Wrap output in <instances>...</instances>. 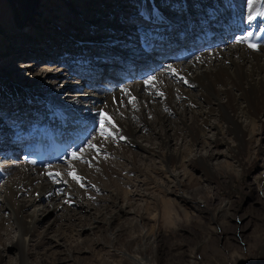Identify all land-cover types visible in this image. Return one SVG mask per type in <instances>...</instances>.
I'll use <instances>...</instances> for the list:
<instances>
[{
  "label": "rangeland",
  "instance_id": "obj_1",
  "mask_svg": "<svg viewBox=\"0 0 264 264\" xmlns=\"http://www.w3.org/2000/svg\"><path fill=\"white\" fill-rule=\"evenodd\" d=\"M137 1H143L146 7L160 9L162 17L168 18L177 27L181 28L185 22L184 10L178 4L181 0H0V133L17 128L13 122L15 118H7L10 111L3 109L9 106L7 101H12L10 99L14 96L7 97L12 93L25 95L18 98L16 104L20 105L14 108L20 110L19 117L35 114L48 104V99L55 107L69 103L68 113L74 118L84 116L95 120L93 127L89 126L91 136L76 151L78 155L80 153V158L74 159L70 154L63 163L35 171L43 176L52 173L49 169L60 168L65 180L70 175L69 170H64L71 164L74 168L85 166L89 184L80 186L83 196L78 201L76 197L75 201L83 202L85 206L88 203L91 207L85 210L70 202L66 215H74L72 219H65L60 207L55 214L45 213L36 226V235L29 241L31 254L28 264H39L40 258L45 264H264V113L260 117V127L252 130L251 139L247 135V140L241 146L227 136L230 134L225 126L220 134L210 126L219 117L215 111L209 115L200 133L206 143H199L192 150L184 143L185 139H181L186 130L178 126L176 135L170 127L165 134H162L159 126L153 125L151 128L142 124V127H137L134 139L142 146L156 153L166 152L165 147H158L159 141H166L165 137H168L170 151L179 149L186 154L180 167L179 163L174 164L176 168L171 174L159 166L157 156H152L151 161L145 159L146 152L141 148L129 145L119 135L113 134V137L106 129L101 137L113 141L118 138L121 144L127 142L126 154L122 156L125 153L122 151L121 156L116 154L113 157L111 152L106 156L100 153L101 149L92 148L91 143L95 137H100L101 132L97 121L103 118L104 125L108 124L104 110L109 103L94 95L91 88L94 83L89 84L91 90L87 89L85 84L88 81L83 75L75 73L71 63L80 61L83 64L82 57H86V63L102 60L103 55L97 50H103L102 46L97 45L101 42L105 43V49H110L108 52L103 50L102 54L109 56L114 52L117 57L122 52H131L132 34L147 39L151 21L140 14L141 7ZM196 1L204 3L206 0ZM193 8L188 10L193 12ZM234 41L229 39L225 43L227 46L220 47L226 50ZM17 51L20 54L16 55ZM75 54L78 59L74 58ZM116 57L110 65L119 62L120 59ZM149 58H146L148 62ZM191 59L186 58L180 64L193 65L195 61ZM162 69V65L156 67L154 75L162 73ZM180 79L181 76L177 75L174 81ZM31 95L35 100L29 99ZM154 98L151 100L153 102L150 101L152 105L163 101L159 95ZM141 101L128 103L131 105L129 111L138 114L133 122L129 121L132 125L142 123L144 114L145 121L153 120L150 110L143 112L142 107L141 110L137 109ZM123 107L126 108L125 105ZM25 108L27 110L23 112ZM164 108L167 112L168 109ZM89 109L91 115H88ZM76 112L80 116L73 114ZM168 116L175 117L172 114ZM18 124L23 128V123ZM5 140L0 141V144L6 145H0V151L4 148L8 154L0 157V171L7 164L18 165L19 161L18 155L13 154L18 146L10 142L12 139L9 140V137ZM131 152L138 155L135 162L144 168V174L129 171L132 166L129 158ZM110 159L119 162V169L123 170L119 180L127 184L120 185L124 192L116 201V204L123 206L124 212L120 211V217L107 229L99 218V221H90V218L102 217L106 210L116 211L114 200H111L114 197L111 193L113 187L108 179L103 178L104 183L107 182L103 184L95 177L100 170L99 165ZM0 178V207L3 208L5 200L1 185L7 175L2 174ZM71 181L78 185L82 183L81 179L77 182L71 178ZM91 183H95L99 189ZM62 193L60 191L59 194ZM24 199H29V196ZM37 204L28 211L41 213L46 205ZM2 216L6 221L2 229L5 235L1 243L5 249H0L2 261L16 264L18 247L14 228L9 212L2 210ZM53 229L59 230V233L47 234ZM43 236L42 242L36 245Z\"/></svg>",
  "mask_w": 264,
  "mask_h": 264
},
{
  "label": "bare ground",
  "instance_id": "obj_2",
  "mask_svg": "<svg viewBox=\"0 0 264 264\" xmlns=\"http://www.w3.org/2000/svg\"><path fill=\"white\" fill-rule=\"evenodd\" d=\"M211 1L213 2L214 0H206L204 3L197 2L196 0H181L178 2L179 7L184 10L183 20L185 19V22L182 21L184 27L182 33H185L186 35V31L190 30V32H194L195 37L200 34L206 36L209 33H214L216 29H218L223 35L230 36L231 34H235L231 36V38L236 42L234 41L233 45L228 46L226 50H223L220 46L227 45L220 44L218 47H211L208 51L201 52L199 55H196V52L201 49H196V47H194L189 48L188 52L174 55L172 58L165 56L164 60H169L168 62L165 61L167 63L163 64L165 69L162 70L165 72L161 70L160 72L162 73H157L156 75L153 73L154 76L152 78H150L151 76L147 77L146 81H150V83H146L145 79H142L131 84L112 85L111 82L106 80L107 77H110L111 75L107 74V67H105L104 70L103 65H100L99 63H101V61H109L116 56L114 52L110 53L109 56L102 54L103 50L104 52L110 50L109 48L105 49V47H103V44L105 43L102 42L97 44L99 47L102 46L103 48V50L97 49L99 50L98 52H100L99 54L103 55L101 56L102 60L95 61L96 66L94 70V64L91 65L90 63H87L88 69L84 70L83 67L86 63L84 59H86V57H82L84 63L81 64V66H79V64L73 65L75 71H80L89 75L92 80H97L98 82L102 80L100 81L101 85L93 84L91 88L96 91V93L94 92L95 96L99 95L100 100L103 99L109 103V106L106 104L104 110L106 117L111 119V123L107 120L108 124L104 126L106 132L110 134L112 133V136L113 134H116V136L119 135V138L126 140L129 145L134 144L141 148L142 151L146 152L144 158L147 160L151 161L152 156H157L159 166L165 172H169L170 174L173 173L176 168L174 164L179 163L180 167L183 159L187 157L186 154L179 149L170 151V139L168 137H165L166 141L161 139L158 147L160 149L165 147L166 152L156 153L154 150L142 146L140 143L135 142L134 139V133L136 129H138L137 127H142V124L148 127L150 126L151 128L154 127L153 125L159 126L163 131L162 134H165L166 129L170 127L176 135V129L178 126L179 128L186 130L187 133L182 135L183 137L181 139H185L184 143H186L187 147L192 150L193 147L199 143H206V141L201 138L200 133L203 132V127L207 124V119L213 111L217 112V117H219L216 118L210 126L217 132V134H220L225 126L230 134L227 136L239 146L243 145L245 140H247V135H250L249 139H251L252 136L250 132L257 127L259 128L262 124L260 117L264 113V0H215V3H212ZM142 2L139 3V1H137L141 7L140 14L143 15L147 21H151L149 33L152 34L153 31L161 32L166 30L165 35H167L168 32L175 33L177 29H179L173 24V22L171 23L168 18L162 17L160 9L146 7ZM208 2L209 4H207ZM192 7H195L193 8L195 10L193 12L188 10ZM157 11H160V13H156ZM151 16H153V18ZM153 21H157L158 23H153ZM235 29L242 30V34L235 33ZM155 35L157 36L161 34L155 33ZM132 38L133 42L130 44L131 51L138 53L147 48L144 44V40L139 37V35L132 34ZM172 40L175 39L172 38ZM193 50L197 51L192 53L189 57L192 58H190V61H195V63L193 65L190 63L187 65L180 64V61ZM17 53L19 52H15L16 55ZM129 55L135 58L134 54H123V52L118 56ZM76 57L77 55L75 54L74 58ZM143 64L148 65L145 61H143ZM142 67L144 66L142 65ZM177 75H180L181 79L175 82L174 80H176ZM174 85L176 87L173 88ZM88 87L89 86H87V89ZM156 95L163 98V101H161L162 104H151V102H153L151 100L156 99L154 98ZM11 96H14L10 99L12 101L6 102L9 106L6 105V107L3 108L10 111L7 118H15V121L17 119L29 120L30 116L19 117L18 115L21 114L19 112L20 110L14 109L15 106L20 105L16 104L19 102L18 98L24 97L25 95L18 96L17 93H12L7 97ZM31 98L35 100V97L32 95L29 99L31 100ZM5 100L8 99L5 98ZM139 100L143 101L138 104L137 109L141 110L140 107H142L143 112L150 110L152 117H154L151 122H148L147 120L145 121L146 114H144L142 116L144 121L141 120L142 123L138 122V124L133 123L132 125L129 121L134 120L138 114L133 110L129 111L128 108L131 105L129 106L128 103H138ZM46 102H48V104H45L41 111L38 110V112L32 116L29 125L36 127V129L53 127L64 131L66 129L76 128L80 133L87 135L91 133V129L88 130V127L87 129L84 127L83 123L85 120L82 117L74 118L72 117V114L68 113L67 105H69V103H64L62 105L58 104V107H55L50 100L46 99ZM94 105L97 106L96 102H94ZM124 105L126 108L123 107ZM22 106L23 105H21V107ZM121 106L124 109H121ZM164 107L168 109L167 112ZM157 108L160 109L158 110ZM26 110L27 108L22 109L23 112ZM57 114H60L58 118L56 117ZM169 114H172L175 117L171 118L168 116ZM137 119L139 120V118ZM177 121H179V124ZM7 133V131L2 134L0 133V141H6L4 139ZM26 137H29V133L26 134ZM101 139L102 141H100ZM117 139L115 141H113V139H104L100 134V137H95L93 143H91L95 145V147L92 148L97 149L98 151L101 149L100 153H103L102 155L108 156L111 155V152H113V157L116 154L120 155L123 153L122 151L128 148V144L127 142L126 144L118 143ZM0 145H2L1 147L6 146L3 143ZM1 150L3 151H0V157L7 156L8 151H5L4 148ZM14 152H16L18 154L17 157H19L18 165L14 164L9 166L7 164V166L5 165L2 167V170L0 171V175H7V179H2L6 180L1 185L2 197L5 201L3 203L4 207H0V246L5 237L2 232L5 221L2 216V210H6L9 212L12 228H14L16 236V246L18 247V260L16 264H28V259L30 257L29 254H31L29 250V241L34 235H36V226L45 213L55 214L60 207L64 212L62 216L65 219H72L74 215H66V213L69 212L70 202L75 203V206L85 210L91 207L88 203L86 206L83 202L77 203L78 198L83 196L80 186L89 184L86 179L88 173L85 166H76L74 168L72 167L73 164L64 170H69V173L70 170H72V173L82 180L80 185L72 182L71 176L63 180L65 176L60 172L62 170L60 168L59 170L49 169L52 173H47L42 176L35 171L44 167L30 166V164L25 161L24 154L20 153L16 148ZM72 153L78 155V152ZM125 154L126 152L122 156ZM195 154L197 155V153ZM79 156L81 155L79 154L78 157ZM83 156L84 158L87 157V155ZM129 156V158H131L130 163L132 164L129 171L144 174V168L140 167L135 162L138 155L131 152ZM66 158L64 160H66ZM116 158L117 156L115 157V160ZM119 168V162H112L110 159L108 162H102L99 165L100 170L98 173H100V175L97 173L96 176L95 174L97 181L101 180L103 181V184H106L107 182L104 183V179L106 178L110 183L109 185L113 187L111 193L114 197L111 198V200H114L113 202L115 203L116 211L106 210L102 217H91L90 221H99L100 219V221H103L102 223L106 225L107 229L111 228L110 226L114 224L115 219L120 217L119 212H124L123 206L116 204L117 199L121 193L124 192L120 185L127 184L125 181L121 182L119 180L122 177L121 172L123 171ZM64 181L66 183H64ZM61 185L64 187L60 189ZM91 185L93 186L95 183H91ZM95 186V188H97V185ZM100 186L102 185L100 184ZM72 190L74 192H71ZM60 191H63L64 193L59 194ZM70 195H72L71 199ZM24 196H29V199L25 200L24 198L26 197ZM76 197L77 201H75ZM57 199L59 201H57ZM36 203L45 204L46 207L41 213H39V211L36 212L35 210L32 212L28 211L30 207H35ZM54 229L47 231V234H50V232L58 234L59 230ZM114 235L115 234H113V236ZM114 238H117L116 235ZM43 239L44 236L38 240L36 245L40 244ZM0 249L4 250L5 247L2 245ZM1 255L2 253L0 252V264H6L3 263ZM135 258L136 260L138 259V257ZM45 263L46 262L40 258L39 264Z\"/></svg>",
  "mask_w": 264,
  "mask_h": 264
},
{
  "label": "snow or ice",
  "instance_id": "obj_3",
  "mask_svg": "<svg viewBox=\"0 0 264 264\" xmlns=\"http://www.w3.org/2000/svg\"><path fill=\"white\" fill-rule=\"evenodd\" d=\"M146 83H150V81H146ZM105 118L108 120L109 123H111V119H110V118H108V117H105ZM113 126H114V125H113ZM100 127H101V132H100V134H101V135H104L105 128H104V120H103V119L101 120V126H100ZM92 147H95V145H92ZM72 155H73V158H74V159L79 158V157H77V155H76L75 153H73ZM57 175H59V174H57ZM69 175H70L73 179H75L77 182H79L80 178L77 177V176H75L74 173H69Z\"/></svg>",
  "mask_w": 264,
  "mask_h": 264
}]
</instances>
